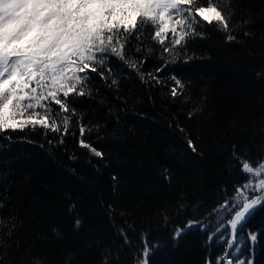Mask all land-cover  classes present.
<instances>
[{
  "label": "trees",
  "instance_id": "trees-1",
  "mask_svg": "<svg viewBox=\"0 0 264 264\" xmlns=\"http://www.w3.org/2000/svg\"><path fill=\"white\" fill-rule=\"evenodd\" d=\"M219 4L229 29L201 22L205 30L170 53L173 24L162 44L152 38L159 25L142 23L125 50L128 61H144L140 72L112 56L105 79L90 73L75 115L55 117L63 131L71 116L63 143L39 125L0 133V264H138L146 244L148 264L223 256L230 235L220 245L223 232L214 233L227 218L214 210L249 179L242 160H264V0ZM162 57L167 67L155 73ZM173 76L183 84L176 97ZM189 221L198 223L185 228ZM236 239L243 252L250 245L247 264H264V210Z\"/></svg>",
  "mask_w": 264,
  "mask_h": 264
},
{
  "label": "snow or ice",
  "instance_id": "snow-or-ice-1",
  "mask_svg": "<svg viewBox=\"0 0 264 264\" xmlns=\"http://www.w3.org/2000/svg\"><path fill=\"white\" fill-rule=\"evenodd\" d=\"M166 17L170 21L173 17L177 19L170 29L171 45L163 47L164 53L174 52L177 46L186 47V37L199 36L205 30L201 22L212 24L218 21L225 30L229 29L228 18L221 10L219 0H0V133L39 125L61 133L60 142L63 143V136L69 134L71 116L63 117V131L55 117L60 112L75 115L71 105L75 96L88 94L85 89L90 73L95 72L105 79V70L112 72L111 67H107L112 56L140 72L144 61L138 66L127 60L125 50L130 45V38L139 39L142 23L150 22L153 26L159 25L152 38L160 37L163 44L165 37L161 34L166 31ZM122 33L128 35L122 36ZM227 39L235 37L228 35ZM136 51L141 49L138 47ZM161 59V67L156 68L155 73L167 67L168 61ZM148 75L156 83H161L159 75ZM172 79L175 84L171 94L176 97L179 94L177 89H182L183 84L176 76ZM111 83L117 81L113 79ZM37 108L43 110V114L36 111ZM25 114L27 118L23 122H12ZM84 132L85 127L81 125V137ZM79 144L90 149L95 156L103 157L102 152L84 139H80ZM188 145L196 151L191 139ZM234 159L239 157L234 154ZM242 171L251 174L247 182L236 187L235 196L225 198L219 209L214 210L217 216L223 213L225 218L232 217L228 223L236 233L243 229L250 217L264 210V161L253 166L243 159ZM197 223L189 221L185 228ZM184 230L177 229L175 238L178 239ZM256 238L254 234L251 236L252 240ZM227 243L229 247L233 246L232 241ZM149 252L146 244L144 256L148 257ZM226 255L231 256V253ZM139 264H148V260ZM215 264H222V260ZM228 264L232 261L229 260ZM239 264H245V261L241 260Z\"/></svg>",
  "mask_w": 264,
  "mask_h": 264
},
{
  "label": "rangeland",
  "instance_id": "rangeland-1",
  "mask_svg": "<svg viewBox=\"0 0 264 264\" xmlns=\"http://www.w3.org/2000/svg\"><path fill=\"white\" fill-rule=\"evenodd\" d=\"M206 15H207V13H206ZM213 15H214V13H213ZM164 24H165L164 27L167 28L169 26V24H170V20H167ZM23 118L24 119L27 118V114H25L24 116H21L18 120H15V121H12V122H19ZM257 195H259V193ZM233 215H234V213H233ZM231 218H232L231 216L227 217V220L223 222V227L221 226V227H216L215 228V233L214 234H216V233L219 234V231H217V229H219L221 233L223 232L222 235H218V240H219L218 243L220 245L221 244L223 245V244L226 243V242L223 241L226 238V235H227V237L230 235V241L233 242V239H234L233 238V230L231 228V225L228 223V220L231 219ZM240 243H238L236 241V243H234V246L233 247H229V244L226 243V247H227L226 248V252L219 259V260H222V264H228V261L229 260L232 261V264H239V261H241V260H243V261L246 260V264L249 262V259H250V256H251V254H249V252H250V250H249L250 245L247 246V251L243 252V250H242V247L243 246ZM227 253H231V256L226 255ZM145 259H146L145 256H143V258H141L140 261H143ZM139 262H138V264H139Z\"/></svg>",
  "mask_w": 264,
  "mask_h": 264
}]
</instances>
